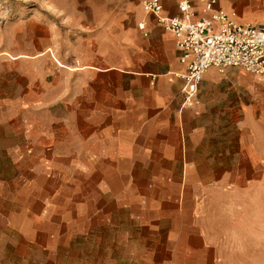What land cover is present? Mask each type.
Returning a JSON list of instances; mask_svg holds the SVG:
<instances>
[{
	"label": "crops",
	"instance_id": "0c3cea01",
	"mask_svg": "<svg viewBox=\"0 0 264 264\" xmlns=\"http://www.w3.org/2000/svg\"><path fill=\"white\" fill-rule=\"evenodd\" d=\"M144 1L47 0L69 26L47 30L61 67L40 90L35 36L10 35L0 59L30 71L25 91L0 80V264L264 261V77L210 69L186 102L188 66ZM220 8L264 25V0Z\"/></svg>",
	"mask_w": 264,
	"mask_h": 264
},
{
	"label": "built area",
	"instance_id": "2783aa9c",
	"mask_svg": "<svg viewBox=\"0 0 264 264\" xmlns=\"http://www.w3.org/2000/svg\"><path fill=\"white\" fill-rule=\"evenodd\" d=\"M143 6L176 39L181 61L188 66L182 76L186 102L198 94L199 85L210 69L220 74L240 69L264 77L263 24L236 21L220 8V0H202L200 14L194 11L193 0H180L179 13L174 16L162 14V0H145Z\"/></svg>",
	"mask_w": 264,
	"mask_h": 264
},
{
	"label": "rangeland",
	"instance_id": "374dc122",
	"mask_svg": "<svg viewBox=\"0 0 264 264\" xmlns=\"http://www.w3.org/2000/svg\"><path fill=\"white\" fill-rule=\"evenodd\" d=\"M47 0H0V54L4 51V48L10 43V35L17 37V42L19 44L22 41V36L25 31L28 30L35 36V50H36V69L35 77L37 84V90H40L41 82L45 77L47 68L50 64L61 67L58 63V52H53L55 58H51L50 64H45L43 60V51L40 46L43 43L45 37L48 36L47 30H50L52 34V39H59L60 32L63 33L65 27L69 26V21L57 17L56 9L51 5L46 3ZM49 1V0H48ZM61 29V30H60ZM1 56V55H0ZM10 59L8 56H1ZM0 57V58H1ZM9 61L11 60H1L0 59V80L5 89L6 93H13V89H18L21 87L22 91H25L29 87V82L25 81L24 78L29 76V67L24 65L21 69V73H17L8 67ZM47 66V68H46ZM35 68V67H34ZM31 76H33L31 74ZM250 77H254L249 75ZM3 80L5 82H3ZM6 80L16 82V85H9ZM21 83V86L17 87V84ZM263 86V85H262ZM2 88L0 87V90ZM263 90V106H264V89ZM11 137V135H10ZM13 173V169H12ZM264 249V247H258V250ZM264 264V261L260 262Z\"/></svg>",
	"mask_w": 264,
	"mask_h": 264
}]
</instances>
